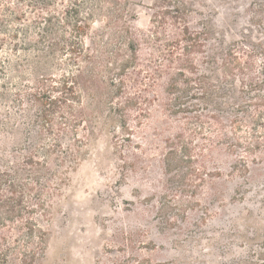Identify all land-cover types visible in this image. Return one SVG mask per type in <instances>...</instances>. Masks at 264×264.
I'll return each instance as SVG.
<instances>
[{"label": "rangeland", "instance_id": "obj_1", "mask_svg": "<svg viewBox=\"0 0 264 264\" xmlns=\"http://www.w3.org/2000/svg\"><path fill=\"white\" fill-rule=\"evenodd\" d=\"M6 2L17 7L16 0ZM158 2L132 0L127 42H134V52L126 47L114 59L117 64L123 55L134 56L140 73L133 74V82L127 81L125 91L139 97L138 103L124 107L125 94L118 92L111 101L121 111L97 108L105 125L90 137L83 159L63 169L62 180L57 179L60 185L50 184L48 217H36L46 227L44 251L29 264H264V148L231 151L207 130L192 136L186 128L197 129L187 125L195 115L172 114L168 75L154 84L148 80L155 66L149 62L153 52L145 35L153 29ZM183 3L188 28L206 34L200 50L204 54L194 55L198 66L205 68L208 55L231 46L241 52L242 60L252 56L259 69L264 62V0ZM167 30L172 35L176 29L170 24ZM85 34L82 40L90 50L95 48L94 39L111 41L100 20ZM11 42L0 35V64L6 74L8 58L17 57ZM7 76L0 73V85L9 82ZM83 95L89 102L84 91ZM11 98L15 99L14 92ZM11 98L5 104L0 99L1 170H8L7 163L19 162L29 146L25 128L31 126L24 123L32 112L19 118L21 110ZM114 113L116 119L107 122ZM224 134L231 137L229 127ZM178 136L189 144L182 150L175 146V161L165 164ZM3 225L0 235L15 247L22 219ZM19 257L0 259V264H21Z\"/></svg>", "mask_w": 264, "mask_h": 264}, {"label": "trees", "instance_id": "obj_2", "mask_svg": "<svg viewBox=\"0 0 264 264\" xmlns=\"http://www.w3.org/2000/svg\"><path fill=\"white\" fill-rule=\"evenodd\" d=\"M6 1L0 0V17L4 19L0 20V35L11 39V51L17 57L8 58V74L0 64V73L9 79L0 85L1 104L14 92L11 101L21 110L19 118L30 111L33 116L24 123L31 126L25 128L27 154L19 162L7 163L8 170L0 167V192L5 196H0V224L22 219L15 247L0 235V259L20 255L21 264H29L44 251L46 227L36 217H48L50 184L55 181L60 185L57 179L62 180L63 169L83 159L90 139L102 130L105 122L97 116V108L121 111L122 107L117 109L111 101L118 92L125 94L124 107L138 103L139 97H132L125 86L140 72L135 70L134 56L123 55L119 63L114 61L126 47L134 52V42H127L132 0H16V8ZM186 9L183 0L156 4L153 29L145 35L153 52L149 62L155 66L148 80L154 84L168 75V106L172 114L195 115L187 125L198 130L186 128L192 136L204 129L231 151L243 148L249 153L250 146L264 148V62L256 70L252 56L242 60L240 51L225 46L208 55L202 69L194 55L204 54L200 50L205 47L206 34L188 28L183 18ZM99 20L111 41L94 39L95 48L90 50L82 38ZM170 24L176 29L172 35L167 30ZM131 68L135 70L132 75L128 73ZM203 111L205 116H201ZM115 114L108 116L107 122L114 121ZM228 127L231 137L224 134ZM188 144L178 136L165 155V164L175 161V146L182 150Z\"/></svg>", "mask_w": 264, "mask_h": 264}]
</instances>
